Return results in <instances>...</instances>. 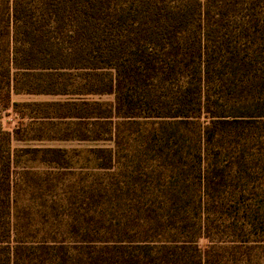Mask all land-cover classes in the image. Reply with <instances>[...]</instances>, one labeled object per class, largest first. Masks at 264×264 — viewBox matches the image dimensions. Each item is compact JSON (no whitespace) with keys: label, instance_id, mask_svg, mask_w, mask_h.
I'll return each mask as SVG.
<instances>
[{"label":"trees","instance_id":"16d2710c","mask_svg":"<svg viewBox=\"0 0 264 264\" xmlns=\"http://www.w3.org/2000/svg\"><path fill=\"white\" fill-rule=\"evenodd\" d=\"M261 184L264 0H0V264H204Z\"/></svg>","mask_w":264,"mask_h":264},{"label":"rangeland","instance_id":"374dc122","mask_svg":"<svg viewBox=\"0 0 264 264\" xmlns=\"http://www.w3.org/2000/svg\"><path fill=\"white\" fill-rule=\"evenodd\" d=\"M51 98L50 95H13L12 101ZM1 121L5 128L11 129L21 119L17 112L8 110L3 113ZM97 144L80 140L28 139L14 140L12 147L61 146L80 150ZM17 163L22 177L25 176L18 194L19 202L26 204L27 208L36 209V171L40 172L45 168L24 155L18 157ZM261 185L264 187V184ZM250 191L252 192L240 196L238 203L232 204L228 210L216 213L217 222L210 232L211 236L197 240V247L201 252L207 251L208 258L204 260V264H264V190L250 188ZM239 206L248 208L247 213L243 214ZM34 226L36 227V223Z\"/></svg>","mask_w":264,"mask_h":264}]
</instances>
